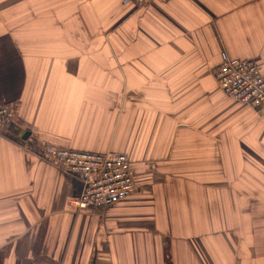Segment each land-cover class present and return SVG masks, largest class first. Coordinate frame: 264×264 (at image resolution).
<instances>
[{
  "label": "crops",
  "instance_id": "0c3cea01",
  "mask_svg": "<svg viewBox=\"0 0 264 264\" xmlns=\"http://www.w3.org/2000/svg\"><path fill=\"white\" fill-rule=\"evenodd\" d=\"M228 59L264 74V0H0L3 264H264V107ZM51 146L127 154L137 189L78 209Z\"/></svg>",
  "mask_w": 264,
  "mask_h": 264
},
{
  "label": "built area",
  "instance_id": "2783aa9c",
  "mask_svg": "<svg viewBox=\"0 0 264 264\" xmlns=\"http://www.w3.org/2000/svg\"><path fill=\"white\" fill-rule=\"evenodd\" d=\"M134 1L146 7L153 0ZM214 74L227 98L264 107V74L253 60H224L216 66ZM10 120V105L0 103V129ZM43 153L67 175H76L83 181L80 196L73 204L78 209L112 207L137 189L134 169L127 154L84 152L54 146L47 147Z\"/></svg>",
  "mask_w": 264,
  "mask_h": 264
},
{
  "label": "trees",
  "instance_id": "16d2710c",
  "mask_svg": "<svg viewBox=\"0 0 264 264\" xmlns=\"http://www.w3.org/2000/svg\"><path fill=\"white\" fill-rule=\"evenodd\" d=\"M3 256H4V251L0 250V264H3V260H2ZM167 264H171V259L169 257Z\"/></svg>",
  "mask_w": 264,
  "mask_h": 264
}]
</instances>
